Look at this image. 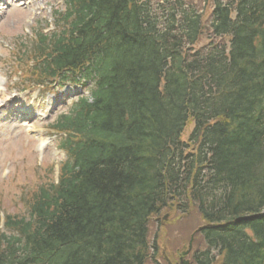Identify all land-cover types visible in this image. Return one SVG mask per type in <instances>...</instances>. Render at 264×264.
<instances>
[{"label": "trees", "instance_id": "trees-1", "mask_svg": "<svg viewBox=\"0 0 264 264\" xmlns=\"http://www.w3.org/2000/svg\"><path fill=\"white\" fill-rule=\"evenodd\" d=\"M203 1H65L33 72L91 79L92 98L57 118L67 159L5 217L0 264H144L172 203L206 223L198 264H264V0Z\"/></svg>", "mask_w": 264, "mask_h": 264}, {"label": "rangeland", "instance_id": "rangeland-1", "mask_svg": "<svg viewBox=\"0 0 264 264\" xmlns=\"http://www.w3.org/2000/svg\"><path fill=\"white\" fill-rule=\"evenodd\" d=\"M0 6V230L7 215H22L36 189L57 180L59 167L65 154L57 147L56 135L50 124L62 111L68 100L56 98V92L49 79L44 84L35 85L32 76L22 67L24 59L17 42L33 39L32 30L52 28L54 8L61 0L26 1L2 0ZM191 1V0H188ZM198 11L204 8L203 0H192ZM207 17L208 9L205 10ZM204 17V18H205ZM207 20V18H206ZM206 27L196 43L201 47L208 43ZM228 42V37L224 38ZM31 48V46L29 47ZM24 57V56H23ZM22 57V58H23ZM16 60H20L16 62ZM31 81V82H30ZM25 88V91H21ZM49 89V91H46ZM62 102V104L60 103ZM67 104V105H65ZM65 112V111H64ZM193 123H189L181 138L186 141ZM165 217V218H164ZM195 204H189L186 211L172 203L170 210L151 217L149 240L156 241L158 261L166 264L165 258H174L186 247L190 235L205 225ZM193 250H203L205 244L199 233L195 234ZM177 261V260H176ZM144 264H153L150 259ZM192 264H195L192 262ZM217 264V263H215Z\"/></svg>", "mask_w": 264, "mask_h": 264}, {"label": "flooded vegetation", "instance_id": "flooded-vegetation-1", "mask_svg": "<svg viewBox=\"0 0 264 264\" xmlns=\"http://www.w3.org/2000/svg\"><path fill=\"white\" fill-rule=\"evenodd\" d=\"M182 253H183V252H180V253L178 254V256H177V263H176V264H182L183 261L186 260V259L188 258L189 253H188L187 255H183Z\"/></svg>", "mask_w": 264, "mask_h": 264}, {"label": "water", "instance_id": "water-1", "mask_svg": "<svg viewBox=\"0 0 264 264\" xmlns=\"http://www.w3.org/2000/svg\"><path fill=\"white\" fill-rule=\"evenodd\" d=\"M248 218H249V216H243V217L237 218V220L248 219ZM190 245H191V241L189 242V248H190ZM185 264H186V262H185Z\"/></svg>", "mask_w": 264, "mask_h": 264}]
</instances>
